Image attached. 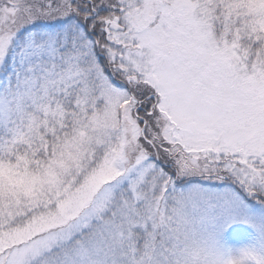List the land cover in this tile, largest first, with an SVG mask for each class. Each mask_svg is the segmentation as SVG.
<instances>
[{
    "label": "snow or ice",
    "instance_id": "6c2138e0",
    "mask_svg": "<svg viewBox=\"0 0 264 264\" xmlns=\"http://www.w3.org/2000/svg\"><path fill=\"white\" fill-rule=\"evenodd\" d=\"M0 264H264V0H0Z\"/></svg>",
    "mask_w": 264,
    "mask_h": 264
}]
</instances>
